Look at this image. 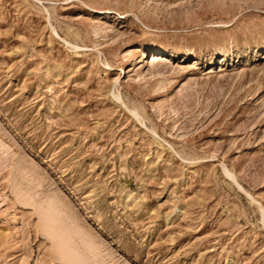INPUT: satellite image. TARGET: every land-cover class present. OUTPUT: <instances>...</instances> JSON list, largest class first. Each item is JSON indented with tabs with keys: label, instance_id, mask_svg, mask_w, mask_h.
Instances as JSON below:
<instances>
[{
	"label": "rangeland",
	"instance_id": "1",
	"mask_svg": "<svg viewBox=\"0 0 264 264\" xmlns=\"http://www.w3.org/2000/svg\"><path fill=\"white\" fill-rule=\"evenodd\" d=\"M0 264H264V0H0Z\"/></svg>",
	"mask_w": 264,
	"mask_h": 264
}]
</instances>
